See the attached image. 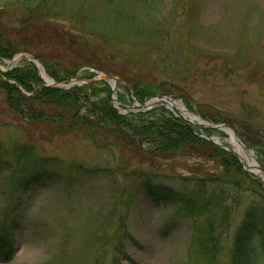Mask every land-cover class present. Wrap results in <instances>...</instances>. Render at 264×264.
I'll use <instances>...</instances> for the list:
<instances>
[{
	"label": "rangeland",
	"instance_id": "374dc122",
	"mask_svg": "<svg viewBox=\"0 0 264 264\" xmlns=\"http://www.w3.org/2000/svg\"><path fill=\"white\" fill-rule=\"evenodd\" d=\"M38 2L0 0V11L20 13L26 10V4H37L80 27L86 33L85 42L71 45L67 36L65 41L44 45V52L56 60L72 68L90 59L113 65L108 54L113 48L129 60L126 64L114 59L115 65L132 74L135 81H142L138 86L146 82L168 88L146 98L167 92L185 107V99L191 98L194 105L216 107L235 124L245 121L244 124L264 126V0H48L49 5ZM2 19L7 23L1 21L0 29L9 31L19 24L14 18ZM24 52H16L19 55L13 59V67L20 65L24 57L30 59ZM8 59H0L4 68ZM84 66L79 67V72ZM119 92H125L121 83L117 85V96ZM127 94L130 98L124 102L130 109L112 102L118 110H142L136 105L141 101L131 88ZM5 103V96L0 94V115L11 118L3 120L8 125L0 124V140L11 145L24 144L26 148L27 143H35L45 156H60L62 164L50 162L48 168L70 175L71 169L65 163H114L110 150L76 133L55 134L53 128L51 134L52 126L43 121L21 122ZM159 106L167 108L157 104L146 111ZM198 127L196 133L202 132L204 128ZM212 132L222 142L234 145L226 131ZM207 167H212V163L207 162ZM178 170L190 172L186 168ZM104 174L80 176L72 186L47 183L22 190L17 180L24 177L23 172L0 169V219L5 211L9 217L18 214L16 250L10 259L0 258V264H94L96 260L100 264H209V256L198 251V241L191 244V221L169 222L176 202L155 201L129 170L120 171L114 180ZM162 186V190H167L171 185ZM127 201L129 209L123 205ZM115 202L123 214L115 211ZM248 202L246 199L240 204L235 222L242 217ZM122 219L130 237L123 238L120 226H116L122 224ZM198 223L205 228L204 219ZM113 233L118 250L109 241ZM226 258L227 250L223 249L218 260L224 264Z\"/></svg>",
	"mask_w": 264,
	"mask_h": 264
},
{
	"label": "trees",
	"instance_id": "16d2710c",
	"mask_svg": "<svg viewBox=\"0 0 264 264\" xmlns=\"http://www.w3.org/2000/svg\"><path fill=\"white\" fill-rule=\"evenodd\" d=\"M113 1L106 0L109 3ZM143 1L146 3L150 0ZM38 4L49 5L48 0H39ZM26 5V10L20 13L4 14L0 11V22L7 23L2 18L19 21L12 30L0 29V58H12L18 51L31 52L40 58L47 72L56 80L75 76L81 65L114 72L125 80L119 82L125 89V92L118 93L121 101L130 98L127 94L130 88L141 102L146 96L168 89L146 82L138 86L142 81H135L132 74L115 65L114 59L117 62L126 61V64L129 60L113 48L108 50L113 65H102L96 63V59H90L72 68L47 55L44 45L56 40L65 41L67 36L68 44L85 42L86 33L41 5ZM38 18L40 20L37 22ZM93 75L89 71L83 74L89 78ZM5 77L15 81L6 80ZM17 82L32 93L23 92ZM41 83L43 79L38 66L26 57L20 65L0 71V94L5 96L6 108L12 116L21 122L43 121L52 126L50 130L55 129V134L76 133L88 138L96 146L110 150L114 154V163L94 166L81 162L65 163L71 169L69 175L60 169L48 168L50 162L60 165L62 160L60 156L40 153L37 144L29 142L26 148L24 144L11 145L0 140V169L7 168L16 174L23 172L24 177L17 180L22 190L35 189L47 183L72 186L80 176L91 177L101 172L102 176L107 173L114 180L120 171L129 170L148 188L155 201L176 202L169 222L173 224L181 219L191 221V244L198 241V251L209 256V264H221L218 254L223 249L227 250L224 264H260L264 261V184L260 177L243 168L237 155L200 136L196 133L198 126L164 106L151 111L121 113L111 101L112 88L106 80L70 88L44 85L35 89ZM185 104L206 119L232 124L244 142L256 150L264 166V126L244 124L245 121L235 124L228 121L216 107L202 103L194 105L191 98L185 99ZM1 116L0 124L8 125V121L3 120L10 117L7 114ZM204 130L225 134L216 128ZM207 162H211L212 167H207ZM177 168H186L190 172L177 171ZM113 184L116 182L113 181ZM162 185L171 186L162 190L165 189ZM246 199L249 202L243 215L235 222L239 206ZM123 205L129 209L130 203L127 201ZM120 209L118 202H115V211ZM15 216L9 217L8 211H5L0 219V258L9 259L14 253V231L18 227ZM199 219H204L205 228L199 225ZM121 223H116L122 230L121 235L123 238L130 237L129 232L125 231L123 219ZM109 241L114 244V249H119L116 248L114 233ZM94 264H100V261L96 260Z\"/></svg>",
	"mask_w": 264,
	"mask_h": 264
},
{
	"label": "water",
	"instance_id": "95a60500",
	"mask_svg": "<svg viewBox=\"0 0 264 264\" xmlns=\"http://www.w3.org/2000/svg\"><path fill=\"white\" fill-rule=\"evenodd\" d=\"M26 55H28L30 57L31 60L35 61L36 64L38 65V67L41 70V74L43 79L46 81V85H54V86H59V87H70L74 84H83L86 82H90V81H94V80H98V79H105V80H112L113 84H112V89H113V94H112V99L117 102V103H121L117 96L114 94L118 81L120 79L119 76L115 75V74H109V73H105L102 72L100 74H98L97 76H94L92 78H83L80 76H75L71 79H65V80H61V81H57L55 79H53L52 77H50V75L46 72L44 65L42 64V62L39 60V58L35 57L33 54L28 53V52H24ZM19 54L15 55L18 56ZM14 56L13 59H15L16 57ZM13 59L9 61V67H11V64L13 63ZM1 69H5L4 67H2L0 65ZM8 68V66L6 67ZM20 88L21 86L18 85ZM22 89V88H21ZM24 90V89H22ZM175 102L176 101V96L174 94L171 93H161L160 95H156L154 97L151 98H147L143 103H136V105L138 104L139 106H146L144 109H148L150 107H153L157 104H164L166 105L169 109H171L172 111H174L177 115L181 116L182 118H184L185 120H189L190 122H193L194 124H198L207 128H222L224 129V127H229L232 129L234 136L237 138V140L243 144V146L248 149L251 150L255 156V158H257V154L255 153L254 149H250L243 141L242 139L239 137V135L237 134L235 128L233 126H231L228 123H212L210 121H207L205 119H203L202 117L196 115V120L187 118L183 113H181L177 107L175 106ZM122 106L124 107H129V105L125 104V103H121ZM200 135L207 137L208 139L212 140L213 142L233 151L235 154H237L239 156V158L241 159V162L244 164V167L249 171V172H255L257 174H260V172H257L253 169H251L249 166H247V163L245 162V160L243 159V157L241 156V154L235 149V147L228 145L226 143H223L222 141H219L217 138H219L217 135L215 134H211V133H207V132H202L200 133ZM258 168L261 171H264V168L261 164H258Z\"/></svg>",
	"mask_w": 264,
	"mask_h": 264
},
{
	"label": "bare ground",
	"instance_id": "6f19581e",
	"mask_svg": "<svg viewBox=\"0 0 264 264\" xmlns=\"http://www.w3.org/2000/svg\"><path fill=\"white\" fill-rule=\"evenodd\" d=\"M175 106L177 107V109L183 113L186 117H189L193 120L196 119V115L193 114L190 110H188L181 102H175ZM190 111V112H189ZM229 134H230V140H231V143L234 144L236 150L241 154V156L243 157V159L245 160V162L247 163V165L250 167V168H255L257 170V160L255 159V157L252 155V158L250 157L251 156V152H248L244 146L237 141V139L235 138V136L233 135V132L230 128H227L226 129ZM219 141L220 139L217 138Z\"/></svg>",
	"mask_w": 264,
	"mask_h": 264
}]
</instances>
